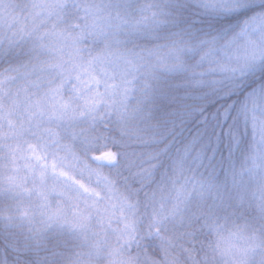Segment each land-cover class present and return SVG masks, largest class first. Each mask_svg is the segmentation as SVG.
<instances>
[{
  "label": "snow or ice",
  "instance_id": "obj_1",
  "mask_svg": "<svg viewBox=\"0 0 264 264\" xmlns=\"http://www.w3.org/2000/svg\"><path fill=\"white\" fill-rule=\"evenodd\" d=\"M0 264H264V0H0Z\"/></svg>",
  "mask_w": 264,
  "mask_h": 264
}]
</instances>
